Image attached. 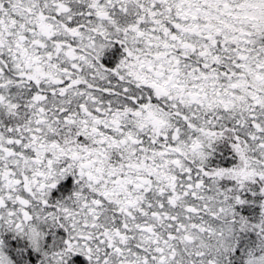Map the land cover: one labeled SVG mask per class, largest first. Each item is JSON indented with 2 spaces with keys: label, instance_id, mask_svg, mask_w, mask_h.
I'll use <instances>...</instances> for the list:
<instances>
[{
  "label": "snow or ice",
  "instance_id": "obj_1",
  "mask_svg": "<svg viewBox=\"0 0 264 264\" xmlns=\"http://www.w3.org/2000/svg\"><path fill=\"white\" fill-rule=\"evenodd\" d=\"M0 264H264V0H0Z\"/></svg>",
  "mask_w": 264,
  "mask_h": 264
}]
</instances>
